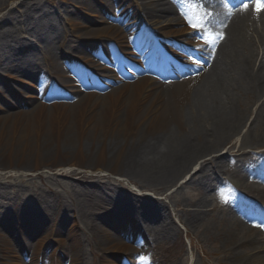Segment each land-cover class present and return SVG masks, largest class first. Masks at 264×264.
<instances>
[{"label": "rangeland", "instance_id": "rangeland-1", "mask_svg": "<svg viewBox=\"0 0 264 264\" xmlns=\"http://www.w3.org/2000/svg\"><path fill=\"white\" fill-rule=\"evenodd\" d=\"M19 1L22 0H0V20L7 18L0 24V32L3 30V35H0V119L19 111L28 112L40 106V103L45 104L47 109L54 104L65 103L57 100L65 99V94L46 95L42 91L47 83L51 84V79L58 80L59 75L48 69L46 61L45 51L50 49L46 45L50 39L49 33L42 34L44 36L40 38V33L33 32L32 18L41 13H45L49 19L58 22L66 30L67 42L60 44L59 40L56 41L57 45L49 57L58 64V71L65 73V77L69 74L80 79L89 72V93H104L121 84L120 80H116L117 77L130 86L136 81L144 80L140 79L143 76L125 80L118 72L106 68L104 60L114 54L107 56L97 44L91 45L93 39L80 37L89 29L104 27L105 23L107 25L106 18L112 13L120 12L118 4L122 0H115L108 6H102L98 0H87L91 9L98 10L99 14L90 13L88 8H75L66 0H53L52 3L49 0H24V3L18 4ZM151 23L154 30L159 31L163 27L165 36L180 39L179 43L171 44V54L175 60L182 59V63L186 62L181 56L190 54L185 49H193L194 46L184 44L185 37L176 32L180 26L176 23L167 26L154 21ZM74 24L76 27H72ZM22 40L26 41L25 44ZM78 41L83 43L85 50L72 48ZM120 43L125 45L124 38L120 39ZM18 45L22 47L19 48ZM111 48L113 49L112 45ZM19 52L25 53V61ZM77 57L80 63L74 64L73 58ZM109 61L117 67L116 58ZM66 63L73 65V72L69 69L63 70ZM29 64L31 67L28 70ZM35 65L37 74L29 77L28 72H33ZM205 67L206 64H203L197 73L202 72ZM150 82L152 81L146 80V83ZM234 95L235 107L247 117L241 127L232 132L228 140H224L217 154L211 155H223L225 161L215 169L206 165L205 174L213 173L216 177L208 187L203 182L181 184L185 177L198 174L195 171L199 161L186 170L177 171L168 181L153 180V177L139 172L115 176L114 170L108 167H102V173L95 172L93 165L98 161L97 154L89 156L81 153L79 157V154H74L75 150L70 149L74 145L60 137L56 142L51 139H36L29 146L22 144V138L9 143L7 137H0V236L3 234L9 250L15 249L17 237L8 230L7 225L20 217L25 219L30 228L29 233L25 234L30 247L28 251L23 249L27 251V257L31 258L34 241L35 245L43 242L47 250L54 247L59 240L71 245L78 253L77 264H110L115 252H108L102 247L101 237L103 233L113 237V226L103 216L109 210H116V205L113 206L116 202L132 200L140 201L145 213L152 211V208L157 214L163 213V217L159 219L154 214L151 222L154 227L156 224L154 237L145 246L154 264H232L228 260L229 256L222 252L228 246L221 235L223 228L230 225L225 224L224 209L228 207L227 201H233L239 189L242 193L237 201H243V197L247 200L251 197L256 201L259 198L264 200V181L259 182L261 176L264 178V106L260 105L262 99L255 100L244 90H235ZM229 142L234 144V148L227 151ZM67 158L75 159L80 164L76 169L67 170L70 166L64 163L67 171L58 170L55 162L68 160ZM252 176L257 177L251 178ZM170 193L171 196L168 195ZM50 201L60 204L56 216L45 207ZM200 201L204 205L200 208L203 207L206 211L200 220L194 224L189 223L186 217L193 214V209L196 208L194 204ZM46 218L47 222L57 218L52 229L57 227L59 232L49 235V229L45 228L46 222L43 224ZM227 220L231 221L230 217ZM14 221L16 220L12 223ZM8 240L10 244L6 242ZM152 251L154 252L151 253ZM12 260H17L15 255ZM59 260L61 264L65 262ZM43 261L44 258L41 262ZM21 262L30 264L22 260ZM0 264H6L1 249Z\"/></svg>", "mask_w": 264, "mask_h": 264}, {"label": "bare ground", "instance_id": "bare-ground-1", "mask_svg": "<svg viewBox=\"0 0 264 264\" xmlns=\"http://www.w3.org/2000/svg\"><path fill=\"white\" fill-rule=\"evenodd\" d=\"M49 1L52 3L53 0ZM66 1L75 8H88L90 13L99 14L98 10L91 9L87 0ZM98 1H101L102 6L115 2V0ZM217 2L218 0H127V3L122 0L120 2L121 5L126 3L124 8L132 9L136 14L134 18H142V24L151 23V20L164 25L176 22L184 26L176 32L183 33L186 26L198 23L197 26L209 32L208 38L204 33H200L205 37L202 45L206 49L204 57L208 64L206 75L204 71L178 84L165 82L157 85L154 82L146 83V80H141L131 86L121 84L112 87L101 95L86 93L76 97V91L72 90L68 93L72 99L65 104H55L48 109L40 105L28 112L19 111L1 118L0 137H7L9 143L22 138V144L26 146L34 143L36 139L43 141L51 139L56 142L60 137L63 141L74 145L70 149L75 150L74 154H79V157L81 153L89 156L97 154L98 161L93 165L95 172L102 173V167H108L114 170L115 176L139 172L153 177V180L168 181L177 171L186 170L199 161L198 169L195 171L198 174H191L185 184L203 182L205 187H208L216 177L213 173L205 174L206 165L215 169L218 164L225 161L223 155H211L217 154L224 140H228L229 135L237 131L247 117L235 107L234 91L244 90L253 99H262L260 105L264 106V14L255 15L248 12L241 15L231 14L226 20V25L220 30H215L212 16L208 14L210 8H215ZM22 3L24 0L18 2V4ZM195 17H200V20ZM32 19L34 33H40V38L44 33L50 35V39L46 42L50 49L45 51L48 69L62 76L58 71V64L49 56L57 45L56 41L59 40L60 44L67 42L66 30L58 22L49 19L45 13ZM206 19L210 20L208 23L211 27L204 22ZM6 20L7 18L3 17L0 24ZM72 27H76V24ZM127 32L125 27L106 25L89 29L80 37L93 39L91 45L98 44L103 51H106L108 45L105 40L119 41L126 37ZM0 35H3V30ZM25 42L22 40V43ZM72 42L76 43V41ZM72 46L77 50L86 48L81 41ZM19 54L24 60L25 53L19 52ZM30 63L33 64L32 61ZM31 64L27 66L28 70ZM36 68L35 65L33 72H28L29 77L37 74ZM50 88V85L46 86L44 92L47 94ZM164 90L166 93L163 92ZM256 114L257 111L254 118ZM233 148L234 144L229 142L227 151ZM64 163L70 166L67 170L76 169L75 167L80 164L70 158L55 162V166L58 170L67 171ZM201 202H196L193 214L187 215L186 219L189 223L194 224L205 213L206 209L200 208L204 206ZM122 204L125 206L120 212L124 220L135 222L138 218L137 214L148 218L144 211L129 204L128 201L120 202L116 208L119 209ZM59 206L60 204L53 201L45 205L55 216ZM108 216L112 217V211L107 212L103 218L108 220ZM156 216L162 218L163 213ZM16 220L18 223L21 222L19 219ZM56 221L57 218L49 222L47 218L44 219L43 224L45 225L46 222L45 228L49 229V235L59 232L60 229L57 227L52 230ZM143 221L144 225L136 227L145 231H155L148 220ZM225 224L230 225L223 228L221 235L228 246L222 252L229 256V262L264 263V252H262L264 245L259 239L252 238L248 234L249 228L244 229L236 222L234 225L227 219ZM136 227L132 224V228L137 231ZM101 238V245L106 250H112L116 246L125 251L133 249L132 246L121 244L117 238L110 237L107 233H103ZM6 242L10 244L9 240ZM23 242L28 247L26 238H23L21 243ZM0 243L6 264H23L21 262L23 252L17 255L13 249L9 250L3 234L0 236ZM42 246L43 243H40L39 248L33 247L32 264H37L39 256L50 259L53 264H58L57 254L59 258L62 255L69 259L70 264L78 258V253L70 245L65 246L59 240L57 249L51 248L48 251ZM14 255L16 261L12 260Z\"/></svg>", "mask_w": 264, "mask_h": 264}, {"label": "snow or ice", "instance_id": "snow-or-ice-1", "mask_svg": "<svg viewBox=\"0 0 264 264\" xmlns=\"http://www.w3.org/2000/svg\"><path fill=\"white\" fill-rule=\"evenodd\" d=\"M189 23H191V21H189ZM194 28L196 27V25H192ZM143 259V258H142Z\"/></svg>", "mask_w": 264, "mask_h": 264}]
</instances>
